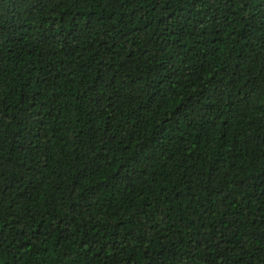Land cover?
<instances>
[{"label":"trees","instance_id":"trees-1","mask_svg":"<svg viewBox=\"0 0 264 264\" xmlns=\"http://www.w3.org/2000/svg\"><path fill=\"white\" fill-rule=\"evenodd\" d=\"M0 264H264V0H0Z\"/></svg>","mask_w":264,"mask_h":264}]
</instances>
